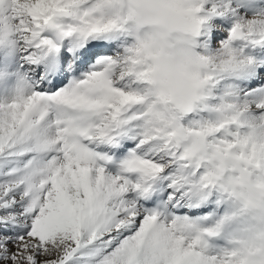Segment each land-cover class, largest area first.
<instances>
[{
	"label": "snow or ice",
	"instance_id": "obj_1",
	"mask_svg": "<svg viewBox=\"0 0 264 264\" xmlns=\"http://www.w3.org/2000/svg\"><path fill=\"white\" fill-rule=\"evenodd\" d=\"M0 264H264V0H0Z\"/></svg>",
	"mask_w": 264,
	"mask_h": 264
}]
</instances>
